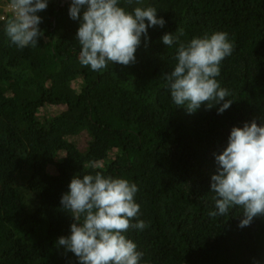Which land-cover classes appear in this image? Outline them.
Returning <instances> with one entry per match:
<instances>
[{"label": "trees", "instance_id": "16d2710c", "mask_svg": "<svg viewBox=\"0 0 264 264\" xmlns=\"http://www.w3.org/2000/svg\"><path fill=\"white\" fill-rule=\"evenodd\" d=\"M0 264H264V0H0Z\"/></svg>", "mask_w": 264, "mask_h": 264}, {"label": "rangeland", "instance_id": "374dc122", "mask_svg": "<svg viewBox=\"0 0 264 264\" xmlns=\"http://www.w3.org/2000/svg\"><path fill=\"white\" fill-rule=\"evenodd\" d=\"M30 23V21H28Z\"/></svg>", "mask_w": 264, "mask_h": 264}]
</instances>
